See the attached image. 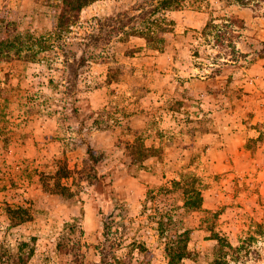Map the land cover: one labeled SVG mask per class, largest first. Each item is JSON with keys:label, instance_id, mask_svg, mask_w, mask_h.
Here are the masks:
<instances>
[{"label": "rangeland", "instance_id": "rangeland-1", "mask_svg": "<svg viewBox=\"0 0 264 264\" xmlns=\"http://www.w3.org/2000/svg\"><path fill=\"white\" fill-rule=\"evenodd\" d=\"M142 1L84 7L70 48L98 59L79 69L76 109L64 110L50 83L62 59L20 43L50 35L61 0H0V39H19L0 44V264H78L58 250L76 218L82 264L100 260L105 221L118 211L104 199L110 187L125 216L118 237L145 242L153 264H264V0H186L159 11L171 28L161 50L135 35L80 44L96 16H130ZM231 15L245 20L237 62H225L228 51L204 30ZM136 140L154 149L150 157L130 150ZM65 163L62 193L55 173ZM185 188L201 193V206H185ZM18 205L33 218L12 221L7 208ZM218 234L245 248L220 256ZM171 242L187 243L189 256L172 263Z\"/></svg>", "mask_w": 264, "mask_h": 264}, {"label": "trees", "instance_id": "trees-1", "mask_svg": "<svg viewBox=\"0 0 264 264\" xmlns=\"http://www.w3.org/2000/svg\"><path fill=\"white\" fill-rule=\"evenodd\" d=\"M95 1L97 0H61L58 6V23L50 35L35 37V35L31 33L24 37L25 40H20L22 46L28 45V49H32L33 54L36 56L37 53L40 52L47 53L53 51L55 55H57L55 58L62 59L61 67H52L62 73L60 74L61 79L55 81L54 78H51L50 83L64 94V98L60 101H56L57 103L54 102L57 107L64 110L76 109L75 104L78 98L74 96V94L78 93L75 89L78 86L76 77H78L79 69L87 65L89 60L98 59L96 54L89 55L87 52L78 56V54L70 48L71 44L74 42L73 38L78 37L76 28L81 25L82 10ZM185 1L186 0H143L132 8L135 11L138 10V13L129 16L127 12H124L115 16H108L105 20L109 22L103 21L101 17L96 16L93 23H91L92 31H86L88 40H81L80 44L88 48H97L103 43H108L116 36L120 39H125L131 35H135L145 38L149 48L161 50L167 43L165 33L171 31V28L168 27L170 23L167 24V18L158 15V13L162 10L180 9ZM3 12L4 13L0 15V25H2V21L6 17L5 10ZM244 27L245 20L243 18L238 15H231L224 18L222 22H215V20L209 21L204 27V30L211 29L214 34V44L228 51L226 52L228 56H226L227 61L225 62H237L243 55L237 43L242 36L241 31ZM10 38L11 37L8 35L7 38L0 39V44L5 47L13 46L15 45L14 43L17 44V41H19V39L16 41ZM51 106H53V104ZM57 107L55 109H58ZM129 147L130 150L134 148L141 149L146 157L150 153L148 152L149 150H154L152 148H146L140 140H136V142L129 145ZM133 153H137V151L134 150ZM150 156L151 155L148 157ZM71 173L72 169L69 167L68 163H65V165L57 170L55 173L56 191L65 193V191L69 189L68 186L62 184L61 180L63 177H70ZM176 183H183L185 185V183L188 182L185 180V183L183 181ZM103 185L111 186L112 183L107 182V184L104 183ZM103 193L107 203L115 204L114 210L115 212L116 210L118 211L115 214L110 213L108 215L111 219L105 221L106 240L105 243L99 247L100 260L90 264H153L154 252L145 242L137 238L132 239L130 242H126L120 236L118 237V235L123 232L124 228H126L124 224V210L118 206L112 187H110L109 190H105ZM185 193L187 196L185 201L186 207L197 208L201 206L203 201L201 193L191 190V188H185ZM7 211L11 220L18 224L33 218L30 209L22 205L16 207L10 206L7 208ZM106 211L107 209L100 208V212L104 216ZM116 216L120 218L118 219ZM114 227H116L115 231H113ZM186 232L187 231H185V233ZM82 238L83 229L80 226L79 219L76 218L74 221L67 224L66 232L58 241V250L63 254L70 255L71 258L69 260L73 263L82 264L84 256ZM216 238L220 243V256H224L223 253H229L228 249H230L232 253H236L241 250V248H245L246 245L245 243H242V245H234L227 237L221 236L220 234H218ZM166 249L172 263L175 262L176 258L183 259L189 256L187 243L178 247L171 242ZM217 260L216 262H218V264H222L219 259Z\"/></svg>", "mask_w": 264, "mask_h": 264}]
</instances>
